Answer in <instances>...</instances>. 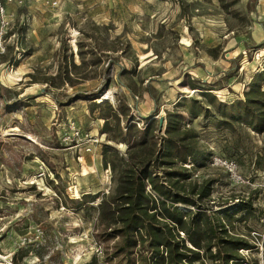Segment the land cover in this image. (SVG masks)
I'll list each match as a JSON object with an SVG mask.
<instances>
[{"label":"rangeland","instance_id":"obj_1","mask_svg":"<svg viewBox=\"0 0 264 264\" xmlns=\"http://www.w3.org/2000/svg\"><path fill=\"white\" fill-rule=\"evenodd\" d=\"M247 1H0V263L124 264L99 204L150 122L191 148L178 190L212 181L205 206L249 244L235 264H264V131L221 106L264 73V0Z\"/></svg>","mask_w":264,"mask_h":264},{"label":"trees","instance_id":"obj_2","mask_svg":"<svg viewBox=\"0 0 264 264\" xmlns=\"http://www.w3.org/2000/svg\"><path fill=\"white\" fill-rule=\"evenodd\" d=\"M256 2L248 0L246 7ZM251 80L243 100L221 104L228 111V120L223 122L227 127L237 122L260 133L264 131V90L261 89L264 73H257ZM104 127L109 132L108 123ZM168 128L167 133L177 131L173 126ZM136 133V145L144 148L128 154L112 195L99 204L102 232L116 237L115 256L125 260L124 264L241 261L238 250L248 249L249 244L227 233L225 220L231 213L223 210L215 214L205 206L212 181L206 179L196 186V191L185 193L171 180V177H186L181 173L185 169L174 167L175 162L185 163L192 156L191 148L182 143L185 139L161 137L157 141L150 122ZM160 157L163 159L158 160ZM249 205L243 203L241 209L247 212ZM133 252L137 259L131 258ZM85 264H96V257Z\"/></svg>","mask_w":264,"mask_h":264},{"label":"built area","instance_id":"obj_3","mask_svg":"<svg viewBox=\"0 0 264 264\" xmlns=\"http://www.w3.org/2000/svg\"><path fill=\"white\" fill-rule=\"evenodd\" d=\"M2 2H9L11 0H0ZM2 10V9H1ZM1 45V42H0ZM212 163L214 165H217L219 167H223L224 169H226V171L229 174V177L234 180V181H239L240 180V175L237 173V164L234 160L232 159H227L223 156L220 155H214L212 156Z\"/></svg>","mask_w":264,"mask_h":264},{"label":"bare ground","instance_id":"obj_4","mask_svg":"<svg viewBox=\"0 0 264 264\" xmlns=\"http://www.w3.org/2000/svg\"><path fill=\"white\" fill-rule=\"evenodd\" d=\"M97 102H102V98H98ZM0 264H4V263H0Z\"/></svg>","mask_w":264,"mask_h":264}]
</instances>
